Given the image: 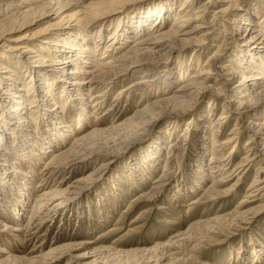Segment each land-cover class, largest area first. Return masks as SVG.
<instances>
[{
    "label": "bare ground",
    "instance_id": "6f19581e",
    "mask_svg": "<svg viewBox=\"0 0 264 264\" xmlns=\"http://www.w3.org/2000/svg\"><path fill=\"white\" fill-rule=\"evenodd\" d=\"M116 1L100 0L79 5L83 1L0 0V39L15 30L36 25L43 19H46L44 25L34 32H31L32 29L28 30L30 32L28 35L30 39L38 37L43 39L48 36L39 46L33 47L20 41L27 38L25 34L18 35L12 39L15 44L7 45V48L19 51L20 55L15 54L16 52H7V49L0 51V60H5L6 63L5 66L0 67V232H9L12 236H17L18 232H30L29 230H32L29 233L31 236L39 233L45 223L53 221L54 214L59 212L61 214L70 206L75 196L98 180L99 175L96 176V174L104 166V157L107 154L101 151V146L99 150L94 148L100 143L99 140L105 138L106 135L112 136L111 142L113 140L120 142L124 140V137L136 134L138 130L149 128L153 119L162 113L172 116L179 114L188 107H192L195 97L201 91L203 93L209 90L215 95H221L224 94L225 89L229 90L238 99L236 104L239 107L244 104L247 108L246 119L254 116V121L248 120L254 131L243 145L248 154L240 161L233 162L234 152L231 151L226 156L223 153L224 144L232 140V135L226 136L227 139L224 141L217 139L218 132H220L217 128L210 134L212 136L207 141L206 135L212 123L210 116L205 115V120L199 130L200 136L196 151L189 162L190 167L187 166L191 169V173L194 171L191 177L196 188H201L202 182L208 180L207 188L205 190V186L201 188L203 196L208 198L218 196L219 199L232 196L237 192L240 181L246 179L253 165L260 160L259 157L262 156L264 160V0H256V2L253 0H199L197 7L194 6L197 0H181L177 10H173V3L177 0H152L151 3H146L139 13L123 17L122 20L120 16L117 17L120 21L112 27L110 33L106 34L109 27L102 25V19L95 20L96 18L93 17L100 16V14H104V17L106 14L107 17H112L110 15L112 12H115L113 15L120 13L114 9H107L112 2ZM214 1L220 2L218 8L211 10L207 17L210 12L208 8L214 4ZM250 2L251 6L247 5L246 8L239 9L240 6ZM73 5L80 8L69 13L67 9ZM138 5L139 2L134 4V6ZM224 17L231 27H236L239 31L238 36L233 40L239 49H236L235 54L230 58L228 57L229 63H225L221 68L228 74L238 76L237 82L232 87L227 86L228 82L227 85L223 84L224 81L211 84L208 80L209 75L212 74L211 71L216 70L213 66L221 63L218 53L228 42L227 34L222 35L221 41L212 44L215 49L204 60V62L208 61L204 69L199 68L187 75L194 66L185 59L172 55V60L167 61L171 53L178 48L202 47L206 36L211 33L207 30L211 27L216 28L215 25L224 21ZM72 19L74 22H70ZM169 20L170 23L166 25ZM193 22L194 25L188 27ZM227 26L226 23L222 24L221 29L216 28V33L226 32ZM127 41L130 43L124 47ZM31 53H38L45 57L49 60L47 64L56 67V71L31 68L28 65V59L26 60L27 55ZM42 58L39 59L42 60ZM146 62H159V64L163 63L164 67L167 64L168 66L166 70L158 67L138 70L140 72L138 75L148 71L151 75L150 77L140 76L139 79L129 82L125 90L137 88L136 90H141V96L152 95V98H149L151 100L145 106L138 107L139 109L120 123L106 129L95 128L96 123H94L92 125L94 127L85 132L84 127L88 118L86 114H93L96 107L103 105L106 95L114 88L113 84L119 81V78H129H127L128 70L133 71L138 66L145 67L143 63ZM177 81L181 83L171 91L170 85ZM90 98L92 99L88 102ZM232 100L229 98L224 101L222 115ZM88 109L89 112H87ZM106 110H111V108ZM65 111H72L75 117L71 116L70 121H64L62 114ZM95 114L97 112H94L93 116ZM222 115L217 118L220 126L223 120ZM184 138V134L179 133L176 134L174 140L168 141L166 155L170 154L169 151L175 150L177 158L179 155L182 157ZM254 139L257 140L256 146L252 145ZM138 142L143 144L144 138H140ZM235 142L234 151L237 149ZM208 143L211 144L210 147ZM159 148L161 149L160 146ZM155 154L156 151L148 153L143 159L130 162L134 165L129 166L127 175L131 177L133 173H137L134 176L140 180L143 175L141 171L143 166L157 160ZM207 154L208 159L203 162L204 155ZM34 158H46L43 162L41 161L43 164L39 172V181L53 174L63 175L77 168L90 165L94 167L87 176L76 178L74 181L70 180L71 182L67 183L60 181L48 190H46L49 181L47 180L44 185L42 183L43 187L40 186L42 187L40 190L44 191L40 195H35L29 188L31 177L34 174ZM180 158L178 163L181 162ZM169 159L165 156L159 178L154 181L155 184L151 190L141 193L148 203L154 199L160 189L165 188V181L171 175ZM186 163L187 160H183V164ZM48 168L49 172L41 174ZM261 168L262 165H259L258 174L248 185L245 195L239 201L237 200V207L244 205V201H248L249 198L252 201H259L260 205L257 204L259 206L255 205L254 208L251 206L245 210L241 207V210L234 208L235 211H231V215L227 213L229 216L226 213L222 216L215 215L211 218L213 221L206 220V222L199 223L202 225L199 231L201 232L200 238L208 237L216 230L218 233L222 232L221 227H213L214 223L220 225L223 222L235 225L238 223L235 220L245 221V215L248 212L250 215H257L264 210V179H261L259 174ZM185 171L187 170L181 167L179 174H181L183 185L180 187L179 184L176 185L178 187L175 192L176 198L180 197L179 194L184 195V186L187 184V172ZM114 177L115 174L110 175L109 180ZM228 179L232 180L230 185L227 183ZM86 183L87 185L84 186ZM34 192L38 190L35 189ZM99 199L103 197L99 195ZM99 209H101L100 206ZM212 222L214 223L211 224ZM226 228H229L228 225ZM189 230L178 233L176 240L181 237V240L189 241L192 237ZM57 234H60V231H57ZM64 238L61 235L57 236L45 251H42L41 245H33L30 249L31 253H39L30 256L11 254L0 246V264H49L59 263L63 259L65 261L63 264H97L98 252L101 249H109V246H102L78 252L81 244L61 242ZM168 244V242L157 243L151 248L121 251L120 253H125L123 259L119 257L112 259L136 264V258L140 257L146 264L143 259L150 260L157 257L154 258L155 261L153 259V262L157 264L165 256L172 257L170 253L166 255L165 252L157 255L160 251L158 249L160 247L163 249ZM198 244L199 242H196L192 249L197 248ZM253 247L251 251L254 255L250 259L251 264H262L263 258L259 254L264 256V244L258 242V245ZM89 257L94 258L85 261ZM241 259L242 255L237 253L235 259L232 258L229 263L238 264ZM178 261L179 258L173 257L169 260V264Z\"/></svg>",
    "mask_w": 264,
    "mask_h": 264
},
{
    "label": "rangeland",
    "instance_id": "374dc122",
    "mask_svg": "<svg viewBox=\"0 0 264 264\" xmlns=\"http://www.w3.org/2000/svg\"><path fill=\"white\" fill-rule=\"evenodd\" d=\"M80 1L83 2H80L81 4L79 3V5H86L88 3L100 0ZM151 1L152 0H117L115 3L112 2L107 9H114L116 10V12L120 11V13L113 15V13L115 12H112V14H110L112 17H107V14L104 17V14L101 15L100 13H98L100 14V16H94L93 18H96L95 20L102 19V25H104V27H109L106 33L108 34L112 30V27H114L117 22L120 21L117 19V17L120 16L122 20L123 17L125 18L131 16L132 14L139 13L142 7H144L146 3H151ZM138 2L139 5L134 6V4ZM180 2L181 0H177V2L174 1L173 10L178 9ZM251 2L247 3L246 5L244 4L240 6L239 9H244L247 5L251 6ZM253 2H256V0H253ZM198 3L199 0L195 1L194 6L197 7L199 5ZM219 3L220 2L214 1L215 6L214 4H212V6H209L208 11L210 12H208L207 17H209L211 10L213 11L216 9ZM258 3L261 4L260 2ZM77 8L79 9L80 7L73 5L67 10H69L68 12L71 13L74 10H77ZM225 19L226 18L224 17V21L219 22L215 26L219 30L221 29V25L226 23L228 25L226 32L221 33V31H219V33H216L217 29L215 27H211L207 30L211 33L206 36V40L204 41V45L202 47L190 46L178 48L171 53V56L167 59V61L170 62V60H172V55L177 56L178 58L180 57L185 59L188 63L194 66L193 69H190L188 71L187 75H189L190 72L198 70L199 68L204 69L208 65V61L204 62V60H206L207 57L215 49L212 44L221 41L222 35L227 34V45L225 44L223 46V50L218 53V56L220 57L217 56L219 61L221 59L220 62L222 63V65L221 63H216V65L213 66L214 68L212 67L216 70L212 69V74L209 75L208 80L211 84L216 82L222 83L223 81V84H226L228 82V85H226L229 88L232 87L233 84L237 82L238 76L228 74L221 68L225 63L228 62L229 58L235 54L234 51H236V49H239V47L235 46V44L233 43V40L236 39L239 31L236 29V27H231ZM45 20L46 19H43L38 22V24H36L37 27L36 25L26 26L24 28H21L20 30H15L7 35H4L0 39V51L7 49V52H16L15 54L20 55L19 51L10 50L7 48V45L11 46L12 44H15V41H13L12 39L15 36L22 34H25V37L27 38L20 41L33 47L35 45L39 46V44L43 43V41L46 40L48 36H42L44 37L43 39L39 37L30 39V35H28V33L30 32L28 30L32 29L31 32H34L37 28H41V26L44 25ZM70 22H74V19H72V21ZM169 23L170 20L168 21V23H166V25ZM192 25H194V22L189 24L188 27H191ZM129 43L130 41H127L124 47H127ZM43 55L45 56V54ZM27 56L28 58H26V60L28 59V65L31 66V68L34 67L41 70L56 71V67L47 64L49 60H47L43 56H40L38 53H31ZM39 58H42V60H40ZM197 59H199L198 62ZM4 61L5 60H0V67L6 65ZM196 62L198 63L197 66L195 65ZM158 64L159 62L143 63L145 67L138 66L133 71L131 69L128 70V79H124L122 77L119 78V81H116L113 84L114 88H112L106 95V99L102 103L103 107H96L93 111V114L94 112H97V114L94 115L95 117L93 116V114H86V118H88L87 123L84 127L85 132L90 131V129H92V127L94 126L95 128H109L117 123L122 122L126 119L127 116L134 113L137 109L145 106L147 102L151 100L149 98H152V95L144 97L141 96V90H136L137 88H135L134 90H125V88L128 86L129 82L139 79L140 76L150 77V71L144 72L142 75H138L140 73L139 71H141V69L143 68L146 69L158 67L165 70L167 69L168 64L166 65V67H164L165 65L163 63H160L159 65ZM17 69L18 71H20L19 68ZM180 83L181 81H177L170 85L171 91L176 89V86ZM232 93L233 92L225 89L224 94L222 93L221 96L215 95L209 90L204 91L203 93L201 91L195 97V101L192 107H188L187 110L179 112V114H175L174 116L162 113L158 117L153 119L149 128L145 127L143 130H138L136 134L130 137H124V140H121L120 142H118L119 140H113L111 142L112 136L109 137L105 135V138L99 140L100 143L96 144L94 147L95 149L99 150V147L101 146V151L107 153L104 157V166H102L98 170L99 173L96 174V176L99 175L97 177L98 180L96 181V183L90 184L77 196H75L70 206L64 209L61 214L60 212L54 214L53 221L51 220L50 222L45 223L39 233L31 236L29 233H31L32 230H29L30 232H18L19 234L17 236H12L9 232L1 231L0 246L5 248L11 254L30 256L39 253H31L30 249H32L33 245H41L40 247H43L42 251H45L49 246L52 245V242L56 239V237L61 235L62 237H65L64 241L61 242L80 243L81 245L78 252H85L90 248L109 246V249H101L98 252V254L96 255L97 264H134L133 262L130 263V261L124 262L123 260H121L120 262L117 261L119 259L115 260L112 258L119 257L120 259H123L125 253H120L121 251L125 252L129 249L135 248H151L154 247L157 243L163 244L168 242L169 244L167 246H164L163 249L162 247L158 249L160 251L157 252V255H160L161 253L164 254L165 252L166 255H169L168 253H170L172 257L165 256L166 258L164 257L163 260H159L157 264H169V260H171V258L173 257L179 258V261L174 264H228L229 261H232V258L235 259V255L237 253L242 255L241 262L239 261L238 264H251L252 262L250 259L254 255V253L252 252L254 247L252 248V246H257L258 242L264 244V210H261L259 213H257V215H250L248 212L245 215V221H242L243 219H239L240 221L235 220V222L238 221V223L235 225L231 223L225 224L223 222L219 225L212 222L211 224L214 223L213 227H221L222 232L218 233L216 232L218 230H216L213 234L205 238H200L201 232L199 231H201L202 225H199V223L201 224L203 222H206V220L213 221V219L211 218L215 215L222 216V214L224 213H229V215H231V211L234 212L235 209L241 210L242 208V210H245L247 208H250L251 206L254 208L255 205H260V202L257 200L252 201V199L246 198L248 199V201H244L245 203H243L244 205L240 206L241 208L237 207L239 199H241L243 195H245L246 189H248V185L252 181L253 177L258 174L259 165H262L259 173L260 177L261 179H264L263 157H259L260 160L253 165L246 179H244L242 182L240 181L241 184L239 185L237 192L232 196H229L228 198L223 197L219 199V197L217 196L214 197V199L213 197L208 198L203 196L201 188L204 186V190L205 188H207V184L209 183L208 180L202 182L201 188H196L191 177L194 171L193 173H191V169L188 168L190 167L189 162L196 151L197 141H199L200 136L199 130L201 125L203 124V121L205 120V115L210 116V120L212 123L209 128L208 135H206L207 141L208 138L210 139L212 136L210 134H212V132L219 128L220 132H218L219 137H217V139H222L224 141L227 139L226 136L229 137L230 135H232V140L230 142H227L226 145L224 144L223 153L225 154V156L232 151L234 152L233 162H238L248 154H246L243 145L246 142L245 140L249 138V135L254 131L249 124V121H254V116L246 119L245 115L247 108L244 106V104L239 107L236 104V101L238 99H236ZM225 94L227 96H225ZM116 95L117 98L115 99ZM229 98L233 100L230 102L229 107H227V109L225 108V113L224 115H222L224 110L222 109L224 101H227ZM91 99L92 98H90L88 102H90ZM113 100L115 101L113 102ZM108 108H111V110H106ZM87 112H89V109ZM62 115L64 116V121L66 122L70 121L71 116L75 117L72 111H65ZM220 115L223 116L221 126L219 125V122L217 120ZM94 123H96V125ZM93 124L94 126H92ZM234 131H236L235 134ZM179 133H183L185 137L182 142V145L184 147L183 152L181 153L182 157L179 155L177 158V153L175 152V150H171V152L169 151L170 154L166 155L168 149V146L166 145L168 141L174 140L176 138V134ZM140 138H144L143 144H139L138 140ZM234 142L237 148L236 151H234L235 147L233 148ZM256 143L257 140L254 139L252 145L256 146ZM208 144L210 147L211 144ZM159 146L161 147V149L159 148ZM155 151L157 160L154 162L152 161L151 163H146L143 166L141 170L143 172V175L140 180H138V178L134 176L137 173H133V176H131L134 179L127 175L129 168L134 165H132V163L130 162H135L139 159H143V157H145L148 153H154ZM165 156H168L170 158L169 161L171 169L169 172L171 173V175L165 181V188L160 189L154 199H152V201L148 203L146 201L147 199L143 197V194L141 195V193L142 191L149 192L154 186V181L159 178V172L162 169V165L165 161ZM207 156L208 154L206 156L204 155L203 162L208 159ZM179 158L181 160V162H179L180 164L178 163ZM45 159L46 158H34L33 160L34 174L31 177L29 188L31 189L32 194L35 195H40L44 191L40 189H42L47 180L49 181L47 183L48 186L46 190L54 187V184L60 181H65L67 183L74 181L76 178H80L83 176L85 177L94 167V165H90L89 167L77 168L73 172L65 173L66 175L53 174L48 178L43 177L42 180L39 181V172L42 168V162ZM183 160H187V163L183 164ZM14 161L16 160L14 159ZM17 161L19 162L20 159ZM106 167H108V169H106ZM181 167H183V170H187L185 171V173L187 172V184L184 186V195L179 194L180 197L176 198L175 192L178 190V187L176 185L179 184V187L183 185L181 181V174H179ZM48 170L49 168L43 170L44 172L42 171L41 174H46V172H49ZM112 174H115V177L114 179L112 178L109 180V176ZM61 176L63 178H61ZM227 183L228 185H230L232 183V180L228 179ZM86 185L87 183L84 186ZM104 187H106V190H104ZM35 189H37L38 192H34ZM99 195L100 197H103V199H99ZM99 206L101 207V209H99ZM196 222L198 223L196 224ZM226 225H228L229 228H226ZM187 229H190L189 232L192 236L189 241H184V239L181 240V237L176 240L178 238V233L184 232ZM57 231H60V234H57ZM41 235H43V238H41ZM196 242H199L198 247L196 246L197 248L192 249V246H194ZM259 256L263 258H261V263L264 264V256H262L261 254H259ZM93 258L94 257H89L85 261H90ZM154 258H151L150 260H146L145 258L143 260L146 261V264H155L156 262H153ZM64 262L65 261L63 259L59 263L52 262L49 264H63ZM136 264H145V262L142 261V258L137 257Z\"/></svg>",
    "mask_w": 264,
    "mask_h": 264
}]
</instances>
